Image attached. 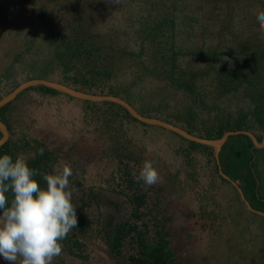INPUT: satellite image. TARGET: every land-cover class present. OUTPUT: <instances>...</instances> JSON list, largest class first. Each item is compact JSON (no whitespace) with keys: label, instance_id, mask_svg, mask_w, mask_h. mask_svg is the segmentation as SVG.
I'll return each mask as SVG.
<instances>
[{"label":"rangeland","instance_id":"obj_1","mask_svg":"<svg viewBox=\"0 0 264 264\" xmlns=\"http://www.w3.org/2000/svg\"><path fill=\"white\" fill-rule=\"evenodd\" d=\"M147 1L83 0L84 17L96 18L90 32L98 41L105 40L114 48L136 50L137 37L143 36L137 31L140 27L137 15L141 9L143 14L147 13ZM159 1L172 5L170 9L173 8L177 23L183 13H188L196 14L209 26V32H203L196 30L198 23L183 24L184 31L181 30L176 39L185 40L194 48L208 44L219 45L221 51H227L229 45L240 39L237 34L241 33L244 38L257 34V21L264 17V0H233L232 3L223 0ZM72 2L24 0L9 9L0 6V78L4 67L15 61L17 53H22L26 61L30 58L27 40L35 36L40 39V33L53 36L61 28L68 32L66 20L71 17ZM214 2L220 8L216 16L209 12ZM45 40L32 48H45ZM229 58V55H223L220 59L230 61ZM180 60L182 65L189 61L187 57ZM221 61L217 67L221 66ZM16 62L18 67L21 62ZM198 63L192 64L199 67L196 66ZM120 65L122 68L114 69V75L105 79L104 93L99 94H108L109 85H128L137 99H151L157 94L166 97L170 105L184 99L183 91L166 81L152 76L138 79L140 72L135 65L124 60ZM204 65L206 63L202 67ZM22 78L19 76V80ZM9 87L5 81L0 82V97L7 94L5 91ZM224 107L231 113L235 103ZM201 114L205 116L206 111L202 110ZM110 118L109 107L91 108L82 99H70L64 94L44 96L29 92L12 106L10 119L15 131L31 145L20 153L21 156L27 159L34 153L32 147L36 140L45 143L55 153L54 171L60 172L64 166L72 169L69 187L73 200L82 201L85 192L94 189L110 201L106 203L107 208L101 205L96 209L95 205L86 204L91 229L81 237L84 243L81 250L75 249L77 253L81 251L83 257L62 250L61 255L53 258L52 264H127L128 256L137 253L135 246L125 244L121 255H115L99 229H103L107 217L114 220L129 215L130 204L124 195L125 184L119 166L126 164L128 170L139 175L145 160L154 161L160 178L152 186L143 183L148 195L140 211L146 214L141 215L137 223L142 229L147 227L146 234L152 240L159 237L158 231H164L168 248L173 251L178 264H264V216L250 213L240 200L236 186L225 183L211 172L212 165L207 162L205 153L197 151L192 154L193 161L188 162L173 141L178 138L168 131L155 128L144 131V127L136 122ZM233 190L239 195V201L229 196ZM123 200L125 202L118 204ZM111 201L117 207L114 208ZM97 214L101 215V221L97 220ZM0 264L11 262L0 258Z\"/></svg>","mask_w":264,"mask_h":264},{"label":"trees","instance_id":"obj_2","mask_svg":"<svg viewBox=\"0 0 264 264\" xmlns=\"http://www.w3.org/2000/svg\"><path fill=\"white\" fill-rule=\"evenodd\" d=\"M21 1L24 0H0V6L3 9H9ZM223 1L233 2V0ZM147 2L149 5L147 13L143 14L141 9L137 15L140 23L137 31L143 36L137 37L138 47L135 50L119 46L114 48L113 44L105 40L98 41L96 35L90 32V27L96 18H85L83 0H73L71 17L66 20L68 32L64 30L65 28H61L53 36L40 33V39H36L38 36H35L36 38L27 40L26 43L29 44L27 50L31 51L30 58L26 61L22 53H17L15 61L4 67L0 82L5 81L11 86L5 92L12 91L23 81L45 78L86 92L104 93L105 79L114 75V69L122 68L120 64L124 60L129 62V65H135L139 70L138 79L152 76L166 81L167 84L184 93L183 100L170 105L166 97H159L157 94L150 97L151 99L142 97L137 99L132 92V87L128 85L107 87L106 93L123 97L141 114L179 125L190 133L204 138H219L226 131L240 130L251 131L258 141H261L264 136V31L258 29L257 34L247 38L241 37V33L237 34V39L240 38L238 42L229 45L228 50L224 52L219 45L207 44V46L194 48L187 45L185 40L176 39L180 31H184L183 24L193 21L198 23L196 30L201 29L203 32H207L208 25L203 24L196 14L188 15V13H183L182 19L177 23L173 8L170 9L172 5L159 0ZM80 3H83L81 7ZM214 5L209 11L212 16L220 12L217 2H214ZM250 29L251 26H249ZM44 39L47 40H45L47 44L45 48L43 46L32 48ZM223 55H229L230 61L224 59L221 61L220 58ZM181 57H187L189 61L182 65ZM231 58L233 64H231ZM22 59L25 61L22 62ZM16 60L21 62L18 67L15 65ZM220 61L221 66L217 67ZM196 62H200L196 64V66L200 65L199 67L193 66ZM203 63H206L204 67H202ZM19 76L23 78L19 80ZM29 92L44 96L63 94L46 86H32L0 108V119L6 124L10 133L7 141L0 146V153L7 152L14 158L26 148L31 147L29 140H26L23 135L19 136L15 131L10 119L12 106ZM83 102L91 108L109 107L111 118L119 117L128 122H136L144 127V131L149 128L162 132L168 131L169 134L178 138L173 141L188 162L193 161L192 154L197 151L205 153L208 156L207 162L212 165L211 172L225 183L231 184L220 175L221 168L226 175L238 183L251 206L264 212V146L256 147L247 134L230 135L223 144L217 161L212 147L183 138L161 126L143 123L131 116L121 105L109 101L99 104L91 100H83ZM232 103H235V108L231 113L226 112L224 105ZM202 110L206 111L205 116L201 114ZM1 135L0 132V137ZM35 143L36 145L32 147L34 153L26 160L30 167L36 169L38 173L36 179L40 186L45 187L46 181L43 177L54 171L55 153L45 143L37 140ZM40 149L44 150L42 155ZM119 152L121 153L122 150L119 149ZM123 165L125 168L119 166L118 170L120 177L124 180L125 198L130 204L129 215L123 219L106 218L105 226L102 225L103 229L99 230L103 232L108 247L115 255L120 256L125 244L135 246L137 253L128 256L127 264H178L173 251L168 248L169 241L164 238V231H158L159 237L152 240L146 234V225H144L145 229L139 227L137 220L141 218V215L146 214L141 212L140 208L146 203L148 189L143 181L137 179L138 175L135 172L132 173L126 168V164ZM74 182L79 184L76 180ZM8 195L11 199V193ZM85 195V198L79 202L72 199L76 205L78 223L77 227L72 229L67 238L62 241L63 250L79 257H83L81 251L77 253L75 249L81 250L84 246L81 237L91 229L86 204H93L97 209L101 205L106 207V203L110 202L106 195L94 189L85 192ZM229 196L239 201V195L234 190L229 193ZM123 202L125 200L119 201L118 204ZM111 203L114 204V208L117 207L113 201ZM96 216L97 220L101 217L100 214Z\"/></svg>","mask_w":264,"mask_h":264},{"label":"clouds","instance_id":"obj_3","mask_svg":"<svg viewBox=\"0 0 264 264\" xmlns=\"http://www.w3.org/2000/svg\"><path fill=\"white\" fill-rule=\"evenodd\" d=\"M257 27L264 31V17ZM37 174L23 156L0 153V258L11 264H52L62 253V241L77 227L71 167L44 175L45 187ZM159 178L154 161L145 160L137 179L152 186Z\"/></svg>","mask_w":264,"mask_h":264},{"label":"water","instance_id":"obj_4","mask_svg":"<svg viewBox=\"0 0 264 264\" xmlns=\"http://www.w3.org/2000/svg\"><path fill=\"white\" fill-rule=\"evenodd\" d=\"M32 86H46L49 88H52L54 90H57L65 95L82 99V100H91L95 102H103V101H109V102H114L118 105H121L124 107L131 116L135 117L139 121L153 125V126H161L166 130L172 131L183 138H186L188 140L210 146L214 149V155L217 161L219 160V153L221 151V148L223 144L226 142L227 138L230 135L238 134V133H245L247 134L251 140L253 141L254 145L256 147H263L264 146V136L261 141H258L256 136L250 132V131H226L223 133V135L219 138H204L201 136H198L196 134L190 133L183 127L170 123L168 121H165L163 119L154 117V116H146L141 114L133 105H131L128 101H126L124 98L116 95H110V94H99V93H91V92H86L80 89H76L74 87H71L69 85L63 84L61 82H58L56 80H50V79H45V78H34L30 80H26L22 83H20L17 87H15L12 91L7 93L5 96H2L0 98V108L3 107L4 105L8 104L11 102L19 93H21L23 90L32 87ZM0 132L2 133L0 137V146L4 144L7 139L9 138V130L6 126V124L0 119ZM220 175L230 181L233 185L236 186L241 199L243 200L244 204L246 207L254 213H257L259 215L264 216V212L257 210L251 206L249 201L245 198L244 193L242 189L239 187L238 183L234 180H232L228 175L224 173V171L220 168L219 169Z\"/></svg>","mask_w":264,"mask_h":264},{"label":"crops","instance_id":"obj_5","mask_svg":"<svg viewBox=\"0 0 264 264\" xmlns=\"http://www.w3.org/2000/svg\"><path fill=\"white\" fill-rule=\"evenodd\" d=\"M240 200H242L241 197H240ZM242 202H243V200H242ZM243 203H244V202H243ZM250 213H251V211H250ZM252 213H254V212H252ZM254 214H257V213H254ZM258 215H259V214H258Z\"/></svg>","mask_w":264,"mask_h":264}]
</instances>
